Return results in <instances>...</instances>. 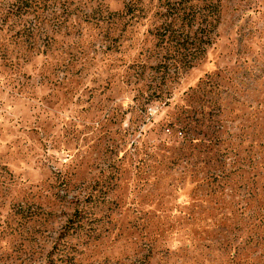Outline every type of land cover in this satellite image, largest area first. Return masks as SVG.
I'll use <instances>...</instances> for the list:
<instances>
[{"label": "rangeland", "instance_id": "rangeland-1", "mask_svg": "<svg viewBox=\"0 0 264 264\" xmlns=\"http://www.w3.org/2000/svg\"><path fill=\"white\" fill-rule=\"evenodd\" d=\"M167 1L0 0V264H264V0Z\"/></svg>", "mask_w": 264, "mask_h": 264}, {"label": "trees", "instance_id": "trees-1", "mask_svg": "<svg viewBox=\"0 0 264 264\" xmlns=\"http://www.w3.org/2000/svg\"><path fill=\"white\" fill-rule=\"evenodd\" d=\"M168 5V10L170 15H172V19L169 21V23L166 26H162L163 30L161 31V39L169 40L171 37V40L180 39L183 35V39L190 38L183 30L184 22L187 20L188 25H192V21H196L195 19L198 17V19H201L202 21L206 22L207 25L213 24V21H215V16L212 11H208L207 8L211 6V4L203 5L196 3L195 0H169L166 2ZM212 6L216 11H218V2L213 3ZM176 20L181 21L182 24L178 28L174 26V22ZM178 30H181L178 32ZM202 32L205 31L204 36L206 37L205 40L202 37L201 41L205 42L206 44L210 42L209 33L206 32V28L201 27ZM176 32L179 35H176ZM180 48L186 50L188 49V46H186V40H184L181 43Z\"/></svg>", "mask_w": 264, "mask_h": 264}]
</instances>
